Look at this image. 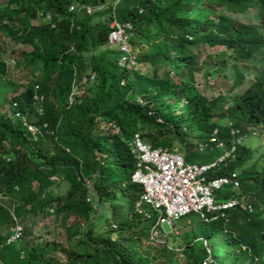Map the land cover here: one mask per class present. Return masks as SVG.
<instances>
[{"label": "trees", "instance_id": "16d2710c", "mask_svg": "<svg viewBox=\"0 0 264 264\" xmlns=\"http://www.w3.org/2000/svg\"><path fill=\"white\" fill-rule=\"evenodd\" d=\"M2 4L14 15L0 11V33L29 48L19 54L31 72L19 91L0 59V108H5L0 111V264H174L176 245L150 238L156 214L145 207V217L135 208L142 187L131 181L136 158L130 142L139 134L152 147L177 149L188 163H205L222 153L210 142L215 129L225 144L231 141L229 127L241 131L226 120L259 124L264 133V61L242 92L231 95L244 80L242 72L233 71L226 91L210 99L196 92L186 99L197 74L203 81L224 82L229 62L251 61L264 48V0ZM87 6L95 10L88 13ZM252 9L256 22L229 15ZM112 19L131 24L130 54L139 49L133 64L121 66L122 51L108 43ZM9 22L21 30L13 33ZM77 78L85 79L86 93L72 97ZM35 94L43 97L41 114ZM24 121L38 124V132ZM200 144L205 148L199 150ZM252 155L239 144L227 167L208 175L236 170L239 188L220 189L217 200L247 196L253 211L231 208L211 221L195 213L175 220L182 264H264V154L261 165L249 162ZM51 177L67 182L64 194H51ZM47 205L54 206L52 212ZM51 215L60 216L64 244L28 238L37 219ZM15 223L22 236L7 243ZM156 228L162 236L161 225ZM59 246L66 249L65 263L50 258Z\"/></svg>", "mask_w": 264, "mask_h": 264}, {"label": "built area", "instance_id": "2783aa9c", "mask_svg": "<svg viewBox=\"0 0 264 264\" xmlns=\"http://www.w3.org/2000/svg\"><path fill=\"white\" fill-rule=\"evenodd\" d=\"M100 7L102 5L96 8ZM71 9L74 7H70ZM93 10L95 8L86 7L88 13ZM109 27L111 30L108 34V43L117 45L123 53L119 58V64L121 66L133 64L134 58L128 47L131 24L129 22L120 23L112 19ZM42 99V95L33 96L35 111L38 114L42 113ZM14 116L18 117L19 113H14ZM23 124L29 131L38 132V128L33 124L26 121ZM228 125L231 126V123L229 122ZM45 126L46 124H43V127ZM229 128L231 135L229 144L218 140L217 130L213 131L210 142H214L217 148L222 149V153L214 160L205 163H188L177 149H168L163 146L152 147L143 141L139 134H134L130 146L131 152L135 155L136 164L131 181L142 187L135 208L145 217H149V212L145 207H149L156 214V223L150 230L151 239H157L156 225L170 224L189 213L197 214L204 221H211L218 216L223 217L224 211L231 208L253 211L252 203L247 196L217 200L216 194L220 189L226 186L232 189L239 188V174L236 170L221 176L208 175L211 170L226 168L227 163L234 159L236 147L242 143L244 135L241 131L238 128ZM205 146L206 144H200L198 148L202 150ZM21 236L22 227L15 223L6 242H15Z\"/></svg>", "mask_w": 264, "mask_h": 264}, {"label": "rangeland", "instance_id": "374dc122", "mask_svg": "<svg viewBox=\"0 0 264 264\" xmlns=\"http://www.w3.org/2000/svg\"><path fill=\"white\" fill-rule=\"evenodd\" d=\"M108 2H111L112 0H107ZM1 4L4 2V0L0 1ZM102 5V4H99ZM1 13H8L9 15H14L10 9L2 4L0 6ZM70 7L78 8V6L71 5ZM254 10H248L244 14H229L232 17H235L242 21H254ZM32 23L38 24L40 23L39 20L32 21ZM10 30L13 31L14 29L20 31L21 26L19 24H12L10 23ZM17 31V32H18ZM264 31V29H263ZM13 35V34H12ZM29 49L26 46H24L21 43H16L11 36L4 35L0 33V59L4 60L8 66V79L12 80L19 91H23L25 89L26 82L28 81V78L30 77V70L29 68H26L24 66L23 60L19 52L21 50ZM139 50V49H138ZM138 50H135L132 54L134 56ZM263 61H264V48L260 49L254 56V58L251 61H244V62H229L227 64V68L225 72L223 73V81L219 79L218 77H209L207 78V81H203L201 79L200 74L196 75V78L193 83H195V89L186 95V99H190L193 94L196 92H199L201 95L203 94L206 98L210 99L212 97H215L218 93H222L227 90L228 86L231 83V75L233 71H240L244 75V80L236 87L232 94L242 92L248 84L254 79V76L261 72L263 67ZM83 81H85L84 78L81 80H78V78L75 80L73 85V90L71 92V96L74 97L75 95H82L86 93L85 86H83ZM192 81V79L190 80ZM223 83V85H221ZM7 97L9 98L12 95V91L10 89L6 90ZM139 100V98L137 97ZM55 101V100H54ZM185 98L181 100V104L184 103ZM0 111H5L4 107L0 108ZM33 120H37V116L33 117ZM221 122V121H220ZM234 123L239 128L241 127V131L245 133V136L243 137L242 144L245 146H248L252 149V157L249 161L250 163H254L255 165H261L263 159L261 158L264 154V134L260 132L259 124H248L245 122H242L238 119H228L226 120V123ZM38 124H35L34 126L37 127ZM254 132V133H253ZM260 132V133H259ZM51 179L54 181L53 185L50 186L49 191L53 196H60L65 193L68 184L65 181H62L56 177H51ZM106 207L110 208L108 204H106ZM45 210H48L49 212H52L54 209L53 205H47ZM151 210V209H150ZM153 214L154 212L151 211ZM264 214V213H263ZM26 221L29 222L31 220V215L26 216ZM177 221V220H176ZM187 222V220H184ZM20 225V224H19ZM153 227V226H152ZM163 234L162 236H157V240L159 241H168L169 246L176 245L177 255L174 260V264H182L179 260L180 257V250L181 247L178 246V241L174 237V235H177V225L175 222H171L170 224L162 223L161 224ZM152 229V228H151ZM0 233H3V229L0 227ZM37 238L38 242L48 240V241H56L61 244H64L65 242V235H64V229L62 227V224L60 222V216L59 215H51L47 218H38L36 226L33 228L32 234L28 237ZM146 246H144L145 248ZM50 258L53 259L57 263H65L67 258V252L66 249L62 246H59L57 249L52 251L50 254Z\"/></svg>", "mask_w": 264, "mask_h": 264}, {"label": "clouds", "instance_id": "9594fccd", "mask_svg": "<svg viewBox=\"0 0 264 264\" xmlns=\"http://www.w3.org/2000/svg\"><path fill=\"white\" fill-rule=\"evenodd\" d=\"M254 133V132H253ZM260 133V132H259ZM242 134L245 136V133L242 132ZM264 134V133H263ZM242 144V143H241ZM254 209V208H253Z\"/></svg>", "mask_w": 264, "mask_h": 264}]
</instances>
